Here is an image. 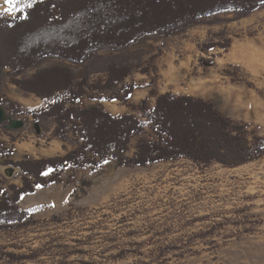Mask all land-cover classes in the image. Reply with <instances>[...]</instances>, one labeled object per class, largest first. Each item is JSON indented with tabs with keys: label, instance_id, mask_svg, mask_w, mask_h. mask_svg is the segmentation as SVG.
Here are the masks:
<instances>
[{
	"label": "rangeland",
	"instance_id": "obj_1",
	"mask_svg": "<svg viewBox=\"0 0 264 264\" xmlns=\"http://www.w3.org/2000/svg\"><path fill=\"white\" fill-rule=\"evenodd\" d=\"M32 1L23 0L18 11L0 0V14L23 16ZM213 43L219 45L209 48ZM112 62H128L133 71L113 90L88 88L79 105L142 118L132 105L144 98L152 108L157 94H190L264 136V8L246 16L224 12L178 34L150 36L71 66L78 79L89 72L93 84L106 78ZM8 70L2 68L0 98L12 100L19 111L13 117L25 121L11 132L0 126V143L12 158L64 155L79 146V132L71 129L63 139L54 136V119L35 120L29 111L49 101L19 88ZM129 84L135 89L128 101L116 98ZM151 132L146 124L145 135ZM1 152L0 197L11 184H23L22 170L5 164ZM62 178L23 195L20 206L36 222L0 229V264H264V155L237 167L199 166L186 158L130 167L110 159L98 170L69 167ZM84 178L92 185L80 196L77 181Z\"/></svg>",
	"mask_w": 264,
	"mask_h": 264
},
{
	"label": "trees",
	"instance_id": "obj_2",
	"mask_svg": "<svg viewBox=\"0 0 264 264\" xmlns=\"http://www.w3.org/2000/svg\"><path fill=\"white\" fill-rule=\"evenodd\" d=\"M31 4V8L24 7L23 16L0 14L2 68L9 69L19 88L49 101L29 111L36 121L54 119V136L67 139L72 129L80 133L82 142L64 155L21 160L13 159L0 143L1 154H6L4 163L23 172L22 186L11 184V191L0 197V229L36 222L20 206L23 195L33 193L37 186L62 182V173L69 167L98 170L110 159L119 166L146 167L185 158L199 166L237 167L264 155V136L202 97L171 91L157 94L152 89L150 94H157L152 108L148 98L132 105L141 109L142 118L134 113L114 115L99 105L82 107L78 102L88 88L113 90L131 74L133 66L112 62L106 78L93 84L89 72L78 79L71 66L85 64L100 51L125 50L150 36L178 34L224 12L249 15L264 8V0H33ZM49 60L58 62L42 66ZM33 68L37 70L32 75L19 77ZM134 89V84L122 86L124 92L116 98L127 102ZM0 103L9 115L19 112L10 99L0 98ZM6 123L1 126L13 131ZM146 124L152 131L149 136L145 135ZM134 137L138 141L129 155ZM49 170L53 172L50 177L46 175ZM77 182L80 196L92 185L87 178Z\"/></svg>",
	"mask_w": 264,
	"mask_h": 264
},
{
	"label": "water",
	"instance_id": "obj_3",
	"mask_svg": "<svg viewBox=\"0 0 264 264\" xmlns=\"http://www.w3.org/2000/svg\"><path fill=\"white\" fill-rule=\"evenodd\" d=\"M2 77V65L0 61V81ZM6 121V127L14 129L24 126L25 121L23 119H15L13 115H9L5 107L0 103V126L3 125Z\"/></svg>",
	"mask_w": 264,
	"mask_h": 264
},
{
	"label": "snow or ice",
	"instance_id": "obj_4",
	"mask_svg": "<svg viewBox=\"0 0 264 264\" xmlns=\"http://www.w3.org/2000/svg\"><path fill=\"white\" fill-rule=\"evenodd\" d=\"M5 2L8 4H12L13 7L17 8L18 11H22V7H18V6L23 4V0H5ZM26 7L31 8L32 4L28 3Z\"/></svg>",
	"mask_w": 264,
	"mask_h": 264
}]
</instances>
